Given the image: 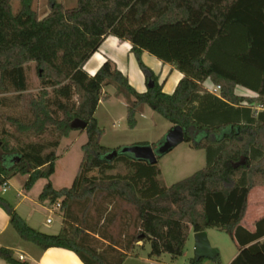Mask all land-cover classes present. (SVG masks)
<instances>
[{
  "label": "trees",
  "instance_id": "16d2710c",
  "mask_svg": "<svg viewBox=\"0 0 264 264\" xmlns=\"http://www.w3.org/2000/svg\"><path fill=\"white\" fill-rule=\"evenodd\" d=\"M47 1L49 12L41 19L32 0H21L17 13L12 0H0V94L27 92V71L34 63L41 91L29 102L31 121L12 122L23 133L57 135L49 144L28 143L12 150L2 144L0 188L18 175L28 177L27 192L39 180H48L39 201L60 203L64 212L61 232L50 235L29 226L0 196V206L21 239L45 251H72L84 264H123L141 249L137 242L150 244L151 259L162 261L169 255L176 262L184 256L192 231L218 229L239 248L231 264H264V218L253 232L242 226L250 192L264 187V110L256 115L249 107L251 100L234 94L236 85L252 87L264 109V0H77L74 8L59 0ZM110 36L131 43L147 83L154 84L147 92H137L110 61L95 76L84 70ZM145 52L183 74L172 95L164 93L158 77L143 63ZM208 79L220 86L221 97L205 92ZM253 79L259 87L251 85ZM109 87L127 102L131 129L137 127V115L149 107L173 127L181 126L193 149L206 151V167L168 188L158 179L157 164L103 146L95 115ZM204 97L212 106L208 119L199 115ZM244 103L248 115L254 116L246 124L218 121L213 114L218 106L235 109L232 105ZM76 120L87 124L88 142L73 185L56 190L50 182L56 150L61 139L76 131L72 128ZM49 148L53 150L46 153ZM119 164L127 174H108ZM102 194L99 204L95 200ZM113 200L134 206L138 213L136 232H126L118 242L109 234L114 218L104 224L112 217L107 214ZM82 201L85 210L95 206V218L75 213ZM0 259L29 264L3 247Z\"/></svg>",
  "mask_w": 264,
  "mask_h": 264
},
{
  "label": "rangeland",
  "instance_id": "374dc122",
  "mask_svg": "<svg viewBox=\"0 0 264 264\" xmlns=\"http://www.w3.org/2000/svg\"><path fill=\"white\" fill-rule=\"evenodd\" d=\"M60 1L64 2L66 8H74L77 5V0ZM11 5L13 12L16 13L21 8V0H12ZM32 8L40 17H43L49 12L47 0H32ZM27 76L29 86L27 92L21 95L15 92L0 94V142L9 150L22 148L28 143L49 144L57 140V135L52 131L38 136L30 132L23 133L19 131L17 125L12 122L14 119H22L25 120V124H28L31 121L29 102L33 98H39L41 86L34 63L29 64ZM76 99L75 97L74 100ZM111 100H113V98ZM114 104L115 103H104L98 111L99 127L102 130L101 144L103 146L119 147L122 152L126 147L137 145L141 142L144 144V142H146L156 149L169 133L167 131H169L168 129L171 127V123L161 115L151 112L146 113L144 117H141L139 113L137 115V128L131 129L128 125L127 112L124 107ZM123 115L124 118L122 119ZM113 123H115V126H113ZM166 132L167 134L162 138L163 133ZM87 142L88 135L86 130L72 131L68 137L60 140V145L56 150L58 159L55 162V173L50 178V182L54 189L61 190L64 188H71L79 173L83 158V146L87 144ZM188 145V143L184 142L171 153L159 158L157 165L161 171V175L158 179L163 186L170 188L174 184L191 177L196 172L203 169L202 166V168H198L200 166H195L192 169L196 170H183L184 164L188 161V156L183 150H187ZM52 150V148H49L46 153ZM3 153L4 151L0 149V154L2 155ZM196 153L202 156L203 159V152ZM108 174L125 175L127 174V170L122 164H119L114 171ZM95 175H98V173H95ZM27 178V176L22 175L12 178L8 183L6 192L3 191L2 187L0 188V196L8 200L19 215L20 213L29 215L28 219L32 224L45 228L50 232L58 231L63 222V210L55 209L54 206H51L49 203L42 204L39 201V197L49 181L41 179L29 192H27L24 189ZM18 194L24 195L19 197ZM26 194L27 199L25 200L24 196ZM104 196L105 194H102L95 201L100 204ZM110 204L112 207H110L111 211L107 216L109 217V214H111L112 217L108 218L104 224L107 225L108 220L114 218L113 222L111 221L109 223L111 224V226H109V234L115 242H118L124 238L126 232L127 234L129 233V235H133L136 232L135 224L138 220V213L134 206L121 200H113ZM18 205H20L19 208L17 207ZM85 207L86 201H82L74 207L75 213L80 218L86 216L95 218L97 216L95 206H89L87 210H85ZM0 208L6 212L3 207L0 206ZM48 219L53 221L51 225H47L46 221ZM213 232L216 234L218 241L214 242L213 240L212 242L210 240L212 247L217 249L215 244L220 245L225 252L226 240L229 239L217 229ZM190 258H194V251L191 245L185 250V255L179 259V262L180 264H188ZM204 261L215 264L209 259H205Z\"/></svg>",
  "mask_w": 264,
  "mask_h": 264
},
{
  "label": "crops",
  "instance_id": "0c3cea01",
  "mask_svg": "<svg viewBox=\"0 0 264 264\" xmlns=\"http://www.w3.org/2000/svg\"><path fill=\"white\" fill-rule=\"evenodd\" d=\"M47 14L48 13H46L43 17L40 18L41 19L44 18ZM107 61L112 62L115 65V67L128 78L130 85L137 92L145 93L148 91L149 89L148 83L146 81L144 73L139 67V62L136 56L132 52V45L130 42H122L118 38L113 36L108 37L104 41L100 49L86 63L84 70L90 76H95L97 72L100 70V68ZM142 61L158 77V82L160 85H162L164 93L172 95L175 92L180 81L183 79L184 77L183 74L179 72L177 69H175L173 66L169 64H164L158 58L152 56L147 52H145L142 55ZM251 85L255 87H259V84L257 83L256 79H253ZM218 87L220 86L215 84L210 79L205 81L203 84V88L206 93L214 95L216 97H221V89L219 90ZM234 94L238 97L251 100L253 104L249 107L253 112L256 113V115L264 110L263 107L258 103L259 94L254 88L244 85H236L234 89ZM104 96H106L107 98L100 102L95 115L99 126L100 123L98 119V111L99 108L104 103H115L114 105H118V106L122 105L125 111L127 112V102L124 99L117 97L116 90L113 87L106 88L104 90ZM112 98L113 100H111ZM112 101H116V102H112ZM200 103L201 104L203 103V106L200 107L199 115L201 118L208 119L210 117L208 113L210 112L212 106L211 104H209L208 99L205 97L200 99ZM246 105L247 103H244L242 106L232 105L235 109H229L227 107L218 106V108H216L217 113H213V114L216 116L217 118L216 120L218 121H228L231 123L243 125L248 122V117L250 118L254 117L253 112L249 116L248 113L245 111ZM149 112L155 113L149 107H144L140 115L141 117H144L145 114ZM123 118L124 115L122 119ZM113 126H115V123H113ZM172 128L173 125L171 124V127L168 130L170 131ZM167 132L163 133L162 138L167 134ZM140 144H142V142ZM135 145H131V146H135ZM107 148L115 150L118 149L119 147H107ZM183 151L188 156V161L184 164L183 170L186 171L196 170V169H192L195 166H200L198 168L203 167V169L206 167L207 155L205 150L193 149L189 144L187 150H183ZM196 152H203V159L202 156L197 155ZM22 195L24 194H18L19 197H21ZM24 198L25 200L27 199V194L24 196ZM19 206L20 205H18L17 207L19 208ZM20 215L27 222L29 226L42 233L57 235L61 232L63 228V222H62L58 231L50 232L47 231V229L45 228H41L38 225L32 224L28 219L29 215H24L22 213H20ZM263 218H264V187H256L249 194L247 210L245 217L242 221V226L247 230L253 232L255 231L256 223ZM214 230L215 229H208L206 230V232L208 233L209 240H211L212 242L213 240L214 242H217L218 239L216 234L213 232ZM220 233L225 234L227 239H229L226 240L225 252L222 249V247H220V245L215 244L216 248L219 251V256L217 257V259L210 261H213L212 263L215 264H231L239 255V248L230 235L222 231H220ZM194 235L195 232L192 231L188 239V242L186 244V250L188 249L189 245H191L192 250L194 251L195 249ZM136 246L141 249L136 250V255L128 257L123 264H146L149 261H156L149 257V253L151 249L149 243L144 245L143 242H137ZM0 247L12 250L14 252L15 258L20 260V257H23L24 261L22 262H27L29 264H84L80 260V258L72 251L66 249H60V248H52L45 251L42 250L39 246L35 245L34 243L26 242L22 240L21 237L16 232V230L14 229V227L11 225L8 214L1 208H0ZM193 259L190 258L188 264H191V260ZM204 260H202L201 264L211 263V262H206ZM216 260H218V262H216ZM160 262H163L165 264H180L179 260H177L176 262H172L171 257L169 255L163 256L162 261ZM0 264H8V263L0 259Z\"/></svg>",
  "mask_w": 264,
  "mask_h": 264
},
{
  "label": "water",
  "instance_id": "95a60500",
  "mask_svg": "<svg viewBox=\"0 0 264 264\" xmlns=\"http://www.w3.org/2000/svg\"><path fill=\"white\" fill-rule=\"evenodd\" d=\"M153 83L148 84V88L153 87ZM74 130H85L87 124L81 120H76L72 124ZM185 142V132L181 126L173 127L169 133L165 136L162 143L154 149L151 145H135L126 147L122 150V154L130 156L137 161L146 162L151 165L158 163L160 157H163L174 150L176 147ZM2 143L0 142V148ZM117 155V152L112 154ZM243 164L240 162L238 165ZM195 249H194V261L199 262L204 259L215 260L219 256V251L214 249L208 238L206 231L195 233Z\"/></svg>",
  "mask_w": 264,
  "mask_h": 264
},
{
  "label": "built area",
  "instance_id": "2783aa9c",
  "mask_svg": "<svg viewBox=\"0 0 264 264\" xmlns=\"http://www.w3.org/2000/svg\"><path fill=\"white\" fill-rule=\"evenodd\" d=\"M218 89L220 90L221 88L218 87ZM7 186H8V184H6V185H4V186L2 187L4 192H6V190H7ZM54 208H55V209H58V210L61 209V204L58 203V204L54 205ZM52 222H53V221H52L51 219H48V220H47V224H48V225L52 224ZM20 261H24V258H23V257H20ZM146 264H165V263L160 262V261H149V262H147Z\"/></svg>",
  "mask_w": 264,
  "mask_h": 264
}]
</instances>
